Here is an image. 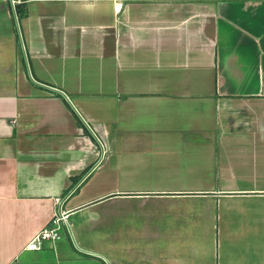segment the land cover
I'll list each match as a JSON object with an SVG mask.
<instances>
[{
  "label": "crops",
  "instance_id": "0c3cea01",
  "mask_svg": "<svg viewBox=\"0 0 264 264\" xmlns=\"http://www.w3.org/2000/svg\"><path fill=\"white\" fill-rule=\"evenodd\" d=\"M119 2L0 0V264H264V0Z\"/></svg>",
  "mask_w": 264,
  "mask_h": 264
},
{
  "label": "built area",
  "instance_id": "2783aa9c",
  "mask_svg": "<svg viewBox=\"0 0 264 264\" xmlns=\"http://www.w3.org/2000/svg\"><path fill=\"white\" fill-rule=\"evenodd\" d=\"M116 8L120 9L122 2L116 3ZM66 215L64 212L56 213L49 223L37 232L26 244L25 248L29 250H39L43 248L47 241L55 242L60 238V228L66 226Z\"/></svg>",
  "mask_w": 264,
  "mask_h": 264
},
{
  "label": "rangeland",
  "instance_id": "374dc122",
  "mask_svg": "<svg viewBox=\"0 0 264 264\" xmlns=\"http://www.w3.org/2000/svg\"><path fill=\"white\" fill-rule=\"evenodd\" d=\"M261 228H263V223L261 224ZM147 242H148V239H146V244L140 245V246L150 247V244H147ZM152 258H159V257H158V255H132V254H124L123 255V261L125 264H127V263H130V264L145 263V264H147L148 262H150L149 259H152ZM157 264H159V262ZM201 264H205V263L202 262Z\"/></svg>",
  "mask_w": 264,
  "mask_h": 264
},
{
  "label": "water",
  "instance_id": "95a60500",
  "mask_svg": "<svg viewBox=\"0 0 264 264\" xmlns=\"http://www.w3.org/2000/svg\"><path fill=\"white\" fill-rule=\"evenodd\" d=\"M91 129V128H90Z\"/></svg>",
  "mask_w": 264,
  "mask_h": 264
}]
</instances>
